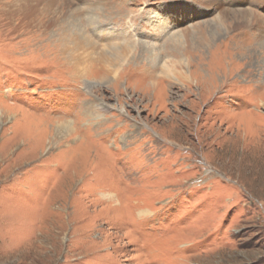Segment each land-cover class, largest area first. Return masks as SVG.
Returning a JSON list of instances; mask_svg holds the SVG:
<instances>
[{"label":"rangeland","instance_id":"obj_1","mask_svg":"<svg viewBox=\"0 0 264 264\" xmlns=\"http://www.w3.org/2000/svg\"><path fill=\"white\" fill-rule=\"evenodd\" d=\"M27 2L0 0V264H264V0Z\"/></svg>","mask_w":264,"mask_h":264},{"label":"bare ground","instance_id":"obj_2","mask_svg":"<svg viewBox=\"0 0 264 264\" xmlns=\"http://www.w3.org/2000/svg\"><path fill=\"white\" fill-rule=\"evenodd\" d=\"M24 1L27 2V1H33V0H23V2H24ZM34 1H38V0H34ZM39 1H42V2H43L44 0H39ZM42 2H41V3H42ZM27 3H28V2H27ZM36 3H37V2H36ZM36 3H35L34 6H31V5L28 3V5H29L30 7L26 6V7H25V10H26V11H23V13L27 16V15H30L31 13H33V12H39V10H42L43 8H39V6H38ZM39 4H40V3H39ZM48 4H49L50 6H55V3H51V2H50V3H48ZM51 8H52V9H51L50 11H48L47 14H50V13H53V12H54V10H55L54 7H51ZM53 14H54V13H53ZM53 14H52V15H53ZM149 78H150V77H149ZM0 116H1V112H0Z\"/></svg>","mask_w":264,"mask_h":264}]
</instances>
